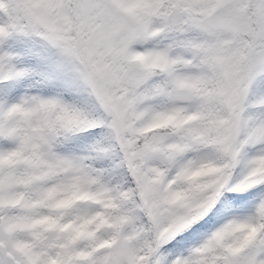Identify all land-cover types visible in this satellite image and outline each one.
<instances>
[{
    "label": "rangeland",
    "instance_id": "obj_1",
    "mask_svg": "<svg viewBox=\"0 0 264 264\" xmlns=\"http://www.w3.org/2000/svg\"><path fill=\"white\" fill-rule=\"evenodd\" d=\"M28 1H31L30 5L33 2L35 7L44 5V8H38L41 14L72 22L76 33L72 20L75 15L72 12L71 0ZM127 1H139L147 11L155 14L152 30L161 32L159 41H147L138 23L121 10L115 0H94L91 5L102 22L100 29L106 32L107 37L109 35L108 41L104 44L108 46L111 42L123 48L129 47L133 56L149 54L156 59H160L158 57L160 56L169 60L176 68L175 81L164 80L156 84L161 90L168 88L164 96L152 89L153 83L150 78L152 72L140 63L141 61L151 63V57L145 56L141 60H136L126 56L125 49L121 51L122 57L121 55L113 57L108 54V48L102 47V44L97 45L94 33L93 38L88 37L86 40L82 37L79 39L76 35L73 37L74 43L66 37L63 38L64 35L51 34L49 31L38 34L34 30L37 25L51 24L41 18L35 19V12L30 15L26 10L29 7L27 2L0 0V64L7 70H19L22 74L30 72L32 78L33 74L40 77V83L43 84L37 85L39 82L27 78L25 83L30 85L27 90L4 100V107L13 105L21 109L16 117L17 122L21 130L30 135L28 137L31 139L32 151L46 161L49 169L54 170L53 178L29 188L31 196L28 204L42 201L52 190H56L63 199L69 201L72 199L73 191L78 187L86 194V198L77 204L75 216L79 223V233L85 230L90 236L85 237L77 246L81 255L77 264H142L143 254L136 253L140 240L133 229L137 220L138 201L134 202L135 213L128 214L120 226L117 224L118 217L112 216L106 206L128 200L127 193L134 189L137 191L139 187L146 188L151 183L153 189L160 190L159 181L157 183L139 173V163L146 159L147 161L142 163L145 165L144 168L158 163V167L162 166L168 172L167 181L184 182L180 173L189 170L221 173L220 180L214 183L218 188L220 181L227 182L232 173L231 168L237 163L236 155L241 151L235 144L239 142L244 123V112L247 108L243 104L244 100L251 92L249 87H252L255 75L264 72L262 67L264 40L260 39L264 35V0L259 1L256 8L250 4L244 7L243 0H218V4H214L212 10L209 9L212 0H208L207 4L198 1L193 17L186 16L188 13L181 8L179 0ZM201 6L204 8H200ZM85 12L86 8L83 11L84 16ZM33 16L35 24L30 26L25 18ZM87 20L89 24L82 27L81 32H84V29H96L90 7L84 17V21ZM22 31L26 36L22 37L20 34ZM52 39L56 45L52 44ZM81 43L90 45L92 52L84 53ZM106 56L113 59L110 61L111 70L114 67L120 68L119 78L126 85L131 86L134 91L143 93L150 90L154 93L145 100V105L154 106L157 113L175 115L179 121L189 118L185 128L192 129V132H187L184 140L175 138L179 137L176 133L175 136L171 133L162 134L150 150L142 144L137 148H130L129 144L134 137L126 129L129 128L128 125L124 124L126 116L123 114L126 109L113 103L114 94L122 96L126 89L119 87L118 79L114 82L110 77L111 70L109 74L105 72L106 64H103L107 60ZM79 83L81 86L92 85L99 105L113 124L120 141L119 148L123 150L127 159H131L134 154L141 155L135 159L136 163L135 160L132 164L128 163V168H132V176L127 185L114 180L106 169V164L111 161L110 155L98 147L101 144L100 131L85 130L83 127L76 129L77 127H72L70 123L68 130L67 125L63 124L67 116L73 114L80 118L82 124L88 125V119H85L86 111L78 108L77 99L65 97V93L77 91ZM105 91H109L111 96H106ZM256 91V95L264 94L259 89ZM125 106L131 107L126 102ZM205 110L211 115L209 121L204 118L207 115H203ZM206 121L212 124L213 131L210 130L211 126L205 125ZM254 126L259 128L260 134L258 142L245 153V156L251 159V165L243 170L244 174L251 176L255 174L256 168L264 163V106L258 109ZM65 134H68V139H65ZM211 134L215 138L214 141L220 140L216 145L206 143L208 139H212ZM134 136H138L137 133H134ZM175 144L185 146L178 150ZM17 150H19L17 143L0 144V151L6 154L12 155ZM96 165L99 167L96 168ZM29 166L30 163L27 164L28 169ZM105 170L107 175L103 176ZM21 172L32 179L35 177L31 169ZM256 176L251 179L253 183ZM137 193L140 199L139 191ZM203 195L202 191L197 192L192 197L194 203H203L200 201L204 199ZM214 199H211V202ZM188 204L172 201L168 216L160 219V222H164V219L168 222L164 224V228L163 226L158 228L160 239L167 240L171 232L183 228L187 212L194 211L188 208ZM67 209L70 212L72 208L67 206ZM49 215L48 207L38 211L34 218L36 226L21 241L35 245L39 238H45L46 233L51 230L48 227ZM263 220L264 203L258 206L253 216L234 217L211 233L190 242L186 249L170 252L165 259L162 261L155 259L154 263L204 264L220 260L222 264H242L247 253L253 248L249 243L250 238H254L264 228ZM66 223L69 224L70 220ZM114 225L119 226L118 232H115ZM156 225L151 223L154 233ZM169 228H172L171 231ZM221 238H225L228 244L235 247L229 254L223 252L219 243ZM91 240H97L99 245L90 247ZM56 244L54 241L46 247V252L50 256L42 264L60 262ZM150 247V254L156 253V248ZM0 253L10 258L13 264H31L12 244L1 221ZM92 255L93 260H84Z\"/></svg>",
    "mask_w": 264,
    "mask_h": 264
},
{
    "label": "trees",
    "instance_id": "obj_2",
    "mask_svg": "<svg viewBox=\"0 0 264 264\" xmlns=\"http://www.w3.org/2000/svg\"><path fill=\"white\" fill-rule=\"evenodd\" d=\"M21 1L28 3L29 7L26 10L30 15L34 14L33 12H35L36 14H34V16L39 15L40 17L48 20V22L52 25V28H47L44 24H40V26L37 25V28L34 30H36L38 34H43L49 29H55V31L51 32V34L64 35L62 37L70 39L71 43H74L73 37H75L76 35L77 38L80 39V37H78L77 31L75 33V31L73 30L74 25L72 24V22L67 20L61 21L56 17H49L46 14H41L38 8L40 9L43 7L35 8L33 7V5H30V2L28 0ZM80 1L84 2L85 0H77V3L75 2L74 10L77 14L81 11ZM198 1H200L201 4H207L208 2V0H206V2H203L201 0H179V3H182L189 11H187L188 14L186 16H194ZM91 2L93 1L87 0V2H84L87 10L89 7L91 9H94L93 6L91 7ZM214 4L217 5L218 0L210 1V10H212ZM250 5L255 7V1H251ZM170 7H172V4H170ZM200 8L204 7L201 6ZM128 12L131 17L138 23L141 29L148 23L153 22L156 18L155 14L152 11H145L141 6H133L132 9L128 10ZM34 16L32 18H25L30 23V26L35 24ZM92 16L93 20L96 22V29H100V27L102 26V22L97 17L95 9L92 12ZM213 20H216V18H213ZM75 29H79V26L76 23ZM100 31L101 29L98 30L96 34L97 45L100 46V44H102V47L108 48V54L112 55L113 57L119 55H121L120 57H122V54H117L113 51V48L110 47L111 44L105 46L104 43L108 41L105 35H103L101 42ZM69 33L70 35L74 36H70ZM20 34L22 35V37L26 36V33L23 31ZM159 34L160 33H155L152 35L148 34L146 40L150 42H157L159 41ZM53 40L54 39H52V44L54 45L55 43ZM64 42L67 43L65 40ZM106 59L107 60L103 65L106 64L105 72L109 74L111 70L110 66L112 64V62L110 61L113 59L111 56H106ZM167 68L169 70H167ZM173 68L174 66H172V64H169L168 67L162 68L160 73L156 72L155 70L150 71L152 72L150 74V78L152 79L151 83H153V90L157 92L161 90L160 88L156 87V84L164 81L165 77L163 73L170 74L174 70ZM101 70H103V66L101 67ZM111 71L112 73L110 74V77L114 80V82H116V79L119 78L120 68L114 67ZM27 78H31L33 81L39 82L37 83V85L40 84L41 86H43V84L40 83V77H36V75L33 74L32 78V74L30 72H25L24 74H22V72H20L19 70H7L2 64H0V86L6 83H14L19 85V91L15 92V94L5 91L3 87H0V106L3 104L4 100L7 97L14 96L20 91L27 90L29 88L30 85L25 83V79ZM80 86L81 85L79 83L76 87L77 91L72 90L70 93H65V97H67V99H77L78 108L86 111L85 119H88V125L82 124L80 121L79 123H77V120H79L80 118L76 117L73 114L68 115L63 124L67 125L68 130V124L70 123L72 124V127H77L76 129H79V127H83L85 130L91 129L94 131H100L101 144L98 145V147H101L110 155L109 158L111 161L106 164V169L110 172V175L114 180L120 181L123 184L127 185L129 178L132 176V168H128V163L131 162L132 164L133 160L141 157V155L136 156V154H134L131 159H127L126 155L123 153V150L119 148L120 141L115 133L113 124L108 119L107 115L103 112L95 93L90 87L84 85L81 87ZM167 89L168 88H165L163 90L166 91ZM256 89H259L260 92H264V72L258 73L253 78L252 87L249 88L251 92L248 94L246 100L244 101L245 104H247L248 102L259 103V100H261V97H263V95L262 93L256 95ZM149 94L154 95V93L150 90H146L143 93H141L140 91L128 90L125 91L122 96H119L118 94H114L113 96V103L116 106L122 107V109H126L125 113L123 114L124 117L126 116V121L124 120V124L128 125L127 127L129 128L126 129L128 130L129 134L134 137V139L130 142L131 144H129L130 148H137L140 144H142V146H147L150 150V148L154 146L155 141L162 134L171 133L172 136H175L173 132L166 130V128L159 127L141 134L139 135V137L134 136L136 128L148 126L153 123L155 124L162 120L164 117L176 118L174 115H168L167 113H157L154 106L145 105V100H147ZM126 100H130L131 107L125 106ZM121 104H123L124 106H121ZM20 111V108L13 105H9L8 110L5 112L0 110V144L5 142L19 144V150H17L12 155L0 151V221L2 227L6 235L13 242L14 246L20 251L22 256L30 260L32 263H40L45 259H48L50 254H47L46 247L50 246L54 241H56V248L60 256L59 264H77V246L81 242L80 240L82 237L85 238L88 236V233L85 230H83V233L80 237L76 235V233L78 232L79 223L78 219L75 216V209L77 204L80 203V201H77L76 199L78 198V194L81 193L82 190L79 187L75 189V191H73L71 195L72 199L70 201L63 199L60 193H58L56 190H52L42 201L28 204L31 196L28 192L29 188L43 184V182L53 178L54 170L49 169L46 161L41 158L40 155L32 151L30 141L31 139L28 137L29 134L23 132L19 124L17 123L16 115ZM204 114H207L204 118L209 121V118L211 116L210 113L205 110L203 111V115ZM257 117L258 108L247 106L246 111L244 112V123L242 126V131L238 139V144L241 146V151L237 156L239 163L236 167H233L232 173L229 176L228 184L225 185L223 181H220L219 183H224V185H219L218 188V185H214V183H217L218 180H220L221 173L216 171H200L198 172V175L193 179L188 178L187 180H184V182L176 181L168 183L167 186L163 187V191L153 189L151 187L152 183L147 189H138L137 191L134 189L130 193H127L128 200H125L122 203L114 202L106 206L107 210L111 213L112 216L118 217L117 224H119L120 226V224L128 216V214L132 212L135 213L134 202L135 200L138 201V206H136L137 220L133 229L137 233V236L140 240L139 244L137 245L138 248L136 249V253L143 254V257L141 258L142 264H155V259H160V261H162L167 257L168 253L184 250L190 242H193L195 239L186 238L184 242L178 243L175 248L168 251H160L163 243L175 239L181 233L186 232L188 229H190L194 223L203 219L204 216H206L207 213L211 210V208L215 206L225 190L234 191L232 190V187L229 188V185H232L233 188H239V190L236 191H244L249 190L256 185H261L262 183H264V163H262L256 170L257 176L255 175L256 178L254 179V183L251 181L252 178H249L246 179V183L244 185L240 187L237 186L242 179V176L239 172L250 165V162L248 163V158L246 159L245 157V153L252 146V144H250L252 140L250 139H253V133L257 135L260 134V132H258L259 129L254 126V121L257 119ZM208 121L205 122V125L207 127L211 126L210 130L213 131L214 127L212 128V124ZM60 128H62V126H60ZM190 131H192V129H186L185 127L181 126L179 131H176L179 137L177 136L175 138L184 140L186 138L187 132ZM211 138L212 139H208V141H206L207 144L211 142L212 144L216 145L220 142V140L214 141L215 138H213V134H211ZM139 139L141 140V142H139ZM252 143H254V141ZM184 146H182V144H179V148H182ZM222 146L223 145L221 144V147ZM23 157L27 160L26 162L23 161ZM136 162L137 161L135 160L134 163ZM28 163H30L29 169H31V171L35 173V177H33L34 179L30 178V176L23 175L21 172L29 170L27 167ZM142 163L144 164L145 161ZM142 163H139V173L147 176L154 181L157 180L156 177H166L165 171L159 169L158 163L148 165L145 168V165H142ZM98 167L99 166L96 165V168ZM105 175H107L106 170L103 173V176ZM223 186L224 188H222ZM138 191L141 195L140 199L137 193ZM199 191H202L204 193V199H200V201H202L203 203L200 204L198 202L194 203V200L192 198ZM144 199H147L150 202V208H146L144 206ZM211 199H214L213 202H211ZM175 200L189 203L188 208L194 211L192 213L188 210L189 212H187V217L184 219L183 228H179L171 232L169 235V239L165 240L157 238L154 231H152L151 223L154 226L157 224L156 226L160 225L164 228V224H167L168 222H166L165 219L164 222H160V219L161 217L163 218L168 216L171 210L170 205L172 201ZM67 206H70L72 208L70 212L67 209ZM45 207H48L50 211L48 227H50L51 230L46 233L45 238H39V242L35 245H33L32 243L21 241L22 238L26 234L30 233L33 227L36 226V221L34 219L35 214L40 210H45ZM198 208H200L201 210L198 211ZM149 209L153 210L154 216L149 215ZM67 220H70V223L65 225ZM119 226H113L115 232H118ZM171 229L172 228H169V231H171ZM149 234L151 235L149 236ZM249 243L251 247L257 246L260 243H264V228L261 232L257 233L254 238L250 239ZM89 245L90 247H97L98 241L91 240V242H89ZM150 246L156 248V253L152 255L150 254ZM229 246V249H223V252L225 254H229L230 251L235 249L234 246ZM137 260L138 258H136V261ZM156 264H161V262ZM204 264L222 263L219 260L214 262H206Z\"/></svg>",
    "mask_w": 264,
    "mask_h": 264
},
{
    "label": "snow or ice",
    "instance_id": "obj_3",
    "mask_svg": "<svg viewBox=\"0 0 264 264\" xmlns=\"http://www.w3.org/2000/svg\"><path fill=\"white\" fill-rule=\"evenodd\" d=\"M260 39L264 40V35ZM0 87L13 94L19 91V85L14 83H6ZM68 138V134H65V139ZM53 143H55V140H53ZM231 187L232 185H229V188ZM262 203H264V184L244 191L225 190L215 206L211 208L203 219L194 223L190 229L181 233L175 239L163 243L160 251L171 250L178 243L184 242L186 238L199 239L234 217H251ZM169 258L171 259L172 257L170 256ZM0 264H13V261L5 254L0 253ZM242 264H264V243L254 246L243 259Z\"/></svg>",
    "mask_w": 264,
    "mask_h": 264
}]
</instances>
